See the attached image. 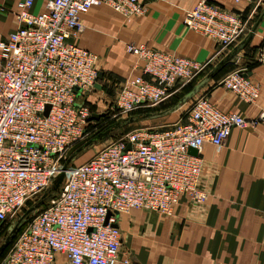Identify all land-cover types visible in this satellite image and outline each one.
<instances>
[{
  "label": "built area",
  "instance_id": "built-area-1",
  "mask_svg": "<svg viewBox=\"0 0 264 264\" xmlns=\"http://www.w3.org/2000/svg\"><path fill=\"white\" fill-rule=\"evenodd\" d=\"M34 3L20 0L19 28L0 43V238L60 174L65 178L0 264H57L60 256L69 264H117L123 244L118 216L139 210L171 218L182 197L204 204L203 148L222 147L234 128L264 126V109L249 119L201 97L178 122L136 129L76 165L73 152L93 133L90 118L108 116L86 104L99 73L97 57L74 43L85 32L83 17L106 5L133 19L145 15L147 1L50 0L39 14L32 13ZM242 3L264 0H200L184 25L214 40L221 52L231 50L249 29L234 11ZM126 49L137 57L139 74L117 92L111 106L117 121L159 106L207 70L208 64L145 45ZM259 58L264 62V39ZM220 84L248 104L259 99L261 85L241 69Z\"/></svg>",
  "mask_w": 264,
  "mask_h": 264
},
{
  "label": "crops",
  "instance_id": "crops-1",
  "mask_svg": "<svg viewBox=\"0 0 264 264\" xmlns=\"http://www.w3.org/2000/svg\"><path fill=\"white\" fill-rule=\"evenodd\" d=\"M49 1L35 0L32 13L47 11ZM145 1L147 11L141 17L126 19L106 5L91 8L83 17L85 32L74 43L97 57L99 73L97 88L86 103L110 105L125 81L139 74L137 57L126 49L127 44H134L208 64L204 74L187 87H178L151 113L160 116L139 122L176 123L186 117L183 108L201 97L222 112L257 118L264 109V62L259 58L264 3H242L234 8L249 21V29L238 46L221 52L214 40L184 25L186 12L200 0ZM19 2L0 0V43L19 28ZM235 51L238 54L232 61L206 81ZM238 69L261 85L256 104L244 102L221 86L222 79ZM202 158L201 186L209 199L195 204L182 197L171 218L139 210L119 215L123 244L117 264H264V126L234 128L222 147L205 145ZM57 264L69 262L60 256Z\"/></svg>",
  "mask_w": 264,
  "mask_h": 264
},
{
  "label": "rangeland",
  "instance_id": "rangeland-1",
  "mask_svg": "<svg viewBox=\"0 0 264 264\" xmlns=\"http://www.w3.org/2000/svg\"><path fill=\"white\" fill-rule=\"evenodd\" d=\"M89 96H90V94L86 96V99ZM88 103L89 104H87V103L86 104L89 106L91 112H107L108 113L107 114L108 116L106 118H103L101 120V122H99V123L98 122H95V123H93L91 125L90 130H92V132H93L91 134V138H93L94 135H97L101 131L105 130L107 127H109L111 125L112 122L114 123L117 120L111 118V115H112V111H111L112 110V107L111 106H112L113 102L110 105H107V104L105 106L104 105H100L99 107H97L96 105H94V106L90 105V102L89 101H88ZM162 104H160L159 106H161ZM159 106H157L155 108H152L151 111L158 109ZM190 107H191L190 105H187V106H185L183 108L182 111L186 113V111H189ZM147 126H160V125H158V123L153 122V121H147V122H139V121H137V122H134V123L129 124L127 126H123L121 129L115 130L112 133H110V136L107 139H102L99 142H97V143L89 146L88 148L80 151L78 153L79 155L76 157V160H75L74 164L80 165V164L86 162L90 157H92L94 155L95 152L101 150L105 146L109 145L111 142L119 139L123 135H126V134H128V133H130V132H132V131H134L136 129L143 128V127H147ZM35 204H37V203H35ZM33 206H34V204L28 205L27 208H26V210H24L22 213H20L15 219H13V220L10 221L9 227L16 226L20 222V220H22V218L24 217V215L26 214V212L30 208H32ZM42 209L43 208L37 210L35 213H33L31 216H29L26 220H24L23 224L21 225L22 230L19 231V234L16 236L17 238L22 234V232H24L27 229V227H28L29 223L31 222V220ZM13 244H12V246H13Z\"/></svg>",
  "mask_w": 264,
  "mask_h": 264
},
{
  "label": "water",
  "instance_id": "water-1",
  "mask_svg": "<svg viewBox=\"0 0 264 264\" xmlns=\"http://www.w3.org/2000/svg\"><path fill=\"white\" fill-rule=\"evenodd\" d=\"M256 31V28H254V30L252 31V35L255 33ZM238 54V51H235L234 53L232 54H229L215 69L214 71L206 78V81H209L210 79H213L220 71L222 68H224L228 63H230V61H232V59L234 58V55ZM97 88V87H96ZM100 89V87H99ZM196 90L193 91L192 94L195 93ZM191 94V95H192ZM160 115H148V116H139V117H135V118H127V119H123V120H120L116 125H114L111 129H109L108 131H106L105 133L101 134L97 140L93 141V143L91 142L90 146L99 142L100 140L102 139H107L109 136H110V133H112L113 131L115 130H118V129H121L123 126H127L129 124H132L134 122H137V121H141V120H147V119H153V118H156ZM99 119V116H92L90 118V120H98ZM87 147L89 146H86L84 147L82 150L86 149ZM67 168L65 167L64 170H66ZM64 178H65V175L64 173L60 174L52 188L50 190L52 191H55V192H59L60 191V188H61V185L63 184L64 182ZM51 198H48L47 195H45L43 197V199L38 202L37 204H35L32 208H30L26 214L24 215V217L22 218V220H20V222L14 226V227H11L10 228V231H9V235L8 237L6 238V240L4 241V243L0 246V253L3 251V249L10 243L11 239L14 237V235L16 234V232L18 231L20 225L24 222V220H26L29 216H31L33 213H35L37 210H39L43 204L45 202H47L48 200H50ZM117 227V226H115Z\"/></svg>",
  "mask_w": 264,
  "mask_h": 264
},
{
  "label": "trees",
  "instance_id": "trees-1",
  "mask_svg": "<svg viewBox=\"0 0 264 264\" xmlns=\"http://www.w3.org/2000/svg\"><path fill=\"white\" fill-rule=\"evenodd\" d=\"M153 111V110H152ZM151 111V109H148V110H140L134 114H132L131 116H129V118H135V117H141V116H148V115H152L151 113H153ZM102 118L100 120H95V122H101ZM119 121H115L114 123L112 122L111 125L109 127H107L105 130L101 131L100 133H98L97 135H94L93 138H90V140H88V142H86L85 144H82L80 145L78 148H76V150L73 152V156L77 157L79 154V152L81 151V149H83L84 147H86L85 145H89L91 144V142L93 143V141L97 140L98 137L105 133L106 131H108L109 129H111L114 125H116ZM58 193L55 192V191H52V190H48L47 192V197L48 198H53L57 195ZM46 205V202L43 204V206L41 208H43L44 206ZM23 224V223H22ZM21 224V225H22ZM19 227L18 231L16 232V234L14 235V237L11 239L10 243L3 249V251L0 253V261L2 259L5 258V256L7 255V253L10 251L11 247H12V244L16 241V236L19 234V231L22 230V227ZM10 228L11 227H7L4 231V234H3V237L0 238V245H2L4 243V241L6 240V238L8 237L9 235V231H10Z\"/></svg>",
  "mask_w": 264,
  "mask_h": 264
}]
</instances>
